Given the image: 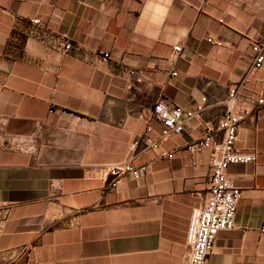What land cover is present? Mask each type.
Listing matches in <instances>:
<instances>
[{
	"label": "crops",
	"instance_id": "1",
	"mask_svg": "<svg viewBox=\"0 0 264 264\" xmlns=\"http://www.w3.org/2000/svg\"><path fill=\"white\" fill-rule=\"evenodd\" d=\"M261 38L264 0H0V264H187L210 175L209 151L187 146L207 128L222 141L228 89ZM63 41L74 48L64 53ZM162 98L184 110L207 102L180 135L145 149ZM258 98L264 68L236 113ZM234 149L256 159L226 170L242 195L206 264H264V104ZM130 159L146 167L139 180L113 189L97 171Z\"/></svg>",
	"mask_w": 264,
	"mask_h": 264
},
{
	"label": "built area",
	"instance_id": "2",
	"mask_svg": "<svg viewBox=\"0 0 264 264\" xmlns=\"http://www.w3.org/2000/svg\"><path fill=\"white\" fill-rule=\"evenodd\" d=\"M31 22L35 27L40 25L39 19H33ZM208 42L221 46L219 41L208 39ZM73 48L74 45L71 42L63 41L61 49L64 53L70 52ZM173 52L178 57H183L180 45L174 46ZM108 58V54L103 55L104 61ZM263 68L264 38H261L252 44L250 69L240 82L228 89L224 110L216 126V129L223 134L222 141L214 144L213 129L207 128L202 140L187 146L188 151L197 154L208 150L210 157L208 194L203 205L192 210L186 232L187 264H206L214 250L217 235L223 231H230L234 227L236 209L242 191L229 179L226 170L231 165L249 164L255 161L254 155L235 150L234 143L246 117L256 106L263 105L264 100L258 98L250 103L249 109H242L239 113H236V106L246 88L249 76ZM129 74L134 76L132 72ZM171 75L175 76L176 73L173 72ZM206 102L207 100L203 98L192 110H184L166 99H159L152 107L146 132H151V122L157 123L161 131L155 141L145 143V149L158 150L161 143L180 135L187 123L203 112ZM137 147L138 143L132 144L131 152H135ZM97 171L112 179L110 187L114 189L123 177L128 176L133 180H139L146 171V167H136L130 159L125 163L98 167Z\"/></svg>",
	"mask_w": 264,
	"mask_h": 264
}]
</instances>
